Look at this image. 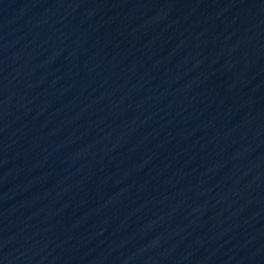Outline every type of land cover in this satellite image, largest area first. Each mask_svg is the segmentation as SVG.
I'll use <instances>...</instances> for the list:
<instances>
[{
  "label": "water",
  "instance_id": "obj_1",
  "mask_svg": "<svg viewBox=\"0 0 264 264\" xmlns=\"http://www.w3.org/2000/svg\"><path fill=\"white\" fill-rule=\"evenodd\" d=\"M0 264H264V0H0Z\"/></svg>",
  "mask_w": 264,
  "mask_h": 264
}]
</instances>
